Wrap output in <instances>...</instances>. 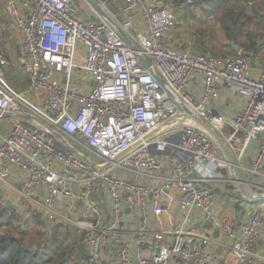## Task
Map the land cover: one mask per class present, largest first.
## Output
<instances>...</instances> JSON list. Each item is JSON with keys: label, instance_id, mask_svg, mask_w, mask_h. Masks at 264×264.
<instances>
[{"label": "built area", "instance_id": "2783aa9c", "mask_svg": "<svg viewBox=\"0 0 264 264\" xmlns=\"http://www.w3.org/2000/svg\"><path fill=\"white\" fill-rule=\"evenodd\" d=\"M135 9L146 28L140 35L131 15L113 16L118 30L89 19L77 0H6L8 28L22 35L19 71L29 87L19 91L7 79L10 62L0 45V184L43 220L73 228L90 254L86 264L264 261V204L240 231L221 224L234 261L209 251L216 241L209 234L148 225L150 210L161 215L173 193L182 209H201L213 220L212 184L233 182L230 162L205 128L162 132L182 107L209 122L239 164L256 144L244 186L264 195V61L242 48L218 56L174 47L167 38L177 15L166 0H125V12ZM199 76L202 92L195 94L188 86ZM223 87L246 99L231 119L212 104ZM93 193L107 196L106 214Z\"/></svg>", "mask_w": 264, "mask_h": 264}, {"label": "crops", "instance_id": "0c3cea01", "mask_svg": "<svg viewBox=\"0 0 264 264\" xmlns=\"http://www.w3.org/2000/svg\"><path fill=\"white\" fill-rule=\"evenodd\" d=\"M2 1H4V4L6 6V0H2ZM95 1L102 7L105 13L103 11L101 12L100 10H97L91 3L87 1L90 6L89 14H87L88 15L87 17H89V19H97V20L104 19L110 22L113 26H115L119 30V26H117L113 22V16L117 15V18L120 21H123L124 19H127L131 15L134 18L135 24L137 26L136 34L140 35L145 32L146 28L140 10L135 9L131 12V14L125 12V0H95ZM166 2L170 6H174L172 8L177 15V25L173 33L167 38V42L170 45L181 49L183 40L185 38H188L190 41L192 38V36L189 37L190 35H187V37H185L183 33L180 32L181 29L178 28L179 26L178 13L179 11L183 10V7L181 5L177 6L178 4L175 3L176 0H166ZM6 15H7V11H6ZM0 34H1L0 45L2 50L7 55L8 59L11 58V61L12 60L16 61V59H18L20 64V61L23 60L20 57V51H19L20 50L19 48L22 44L21 33L19 31L10 30L8 28V25L6 24V26L0 25ZM182 49L183 50L190 49L192 52H198V50L192 47L190 48V46L189 47L185 46ZM15 61H12L13 66H17ZM202 87H203V78L201 76L197 77L196 80L191 82L188 86L189 90L195 94H199L200 92H202ZM245 102L246 99L244 97L239 96L234 92H230L226 87H223L220 92V97L214 100L212 104L215 105V107L219 111L225 113L228 116V119H231L232 116L245 104ZM251 145L252 146H250V148L246 151L242 162L240 164L238 163L241 171V176L243 177V179L249 178V174H248L249 172L247 171L246 167L249 166L251 159L254 158L253 150L256 144L252 143ZM231 154L235 156L233 152H231ZM161 160L163 163L162 173L169 174L170 172L169 160L164 158H161ZM242 166H244L245 168ZM226 174L230 179L233 180V182H231L230 185L226 183L212 184L214 190L216 191V201L214 206L211 208L212 215L214 218L213 220L207 218L206 214L201 209L198 208H193L190 210L182 209L179 204L178 195L173 193V194H166L169 204L167 209L161 215L157 216L153 213L152 210H150L149 219H148L149 228L152 230H161V229L171 230L174 228L183 227L186 230L209 234L216 240L212 245L209 246V251L213 254L220 256L221 259L226 262L234 261V257L222 245L223 242L228 243L230 239L221 228V224L230 221L234 223L237 231H240L242 225L245 224L252 216L251 212L255 207L254 204L257 205L258 202H253L242 193L241 184L236 180V171L232 166L230 167V169L227 170ZM11 180H13V182H16L15 178H12ZM144 181L148 184L151 183L155 185L157 184V182H152L149 179H145ZM2 187H0V191L2 192V196H0V198L6 197L4 198L3 205L5 206L7 200L11 199L13 203L10 207L13 208V210L18 214L19 216L18 219L22 218L25 224H27L29 219L32 218L33 216L32 213L30 212L31 209L33 210V208H31L32 206H30L29 203H23V204L20 203L16 198H14L15 196L12 193H10L8 190ZM246 190L249 193H251V189L246 187ZM98 195H99L98 209L102 214H106L107 210L105 206V201L107 200V196H102L100 194ZM260 204H261L260 206H262L264 203H260ZM133 219H134V228H135L139 221V212H137V210L136 211L134 210ZM214 220L216 221V223L214 222ZM124 238L132 239L133 234L130 233L124 235ZM151 245H152V240L144 244L143 250L145 251V255H148ZM156 248L157 247H155V249ZM134 250L135 251L138 250L136 243H134ZM258 251L260 253H264V242L259 243ZM110 264H114V263H112V261L110 260ZM170 264H182V263L179 260L174 259L171 261ZM257 264H264V261H259Z\"/></svg>", "mask_w": 264, "mask_h": 264}, {"label": "rangeland", "instance_id": "374dc122", "mask_svg": "<svg viewBox=\"0 0 264 264\" xmlns=\"http://www.w3.org/2000/svg\"><path fill=\"white\" fill-rule=\"evenodd\" d=\"M176 0L175 3L181 5L183 7L182 11L178 13V28L181 29L180 32L183 33L185 37L187 35L192 36L191 40L189 41L188 38H185L182 43V48L185 46H192L196 50L200 51L201 53H210L218 56H226V55H233L235 54L234 47L232 45V40L227 35V31L223 27L222 23V10L210 9L209 5L202 0ZM229 2V6H239L237 1L239 2L240 6L245 8L248 6L247 3L250 0H225ZM254 4L256 3L259 7V12H253L252 8L248 7L246 9L248 18L245 19V29L243 34L239 36V41L236 45L242 48L245 51H250L255 54L258 59L264 61V48L261 45L264 42V5L260 4L259 0H253ZM79 6L83 9L84 12L89 14L90 6L86 0H77ZM106 7V6H105ZM174 7V6H172ZM226 10L228 8L224 7ZM7 24V15H6V6L4 1L0 0V25ZM252 36H255V41L260 49L258 50L256 46L251 44ZM195 37V40H194ZM181 48V49H182ZM15 61V60H12ZM11 58H9L10 66L8 68L7 79L10 81L12 86L19 91H24L28 89V83L25 80V77L19 71V60L16 59V65L13 66ZM189 112L186 111L184 107L181 108L178 117L176 118L177 121L174 123L169 124L165 128H163L162 132H167L171 130L174 126H182V125H199V127L204 128L197 120L192 119L189 117ZM228 149L231 151L232 149L229 145L225 142ZM232 152V151H231ZM251 176V175H250ZM249 176V177H250ZM259 181L264 182V179ZM264 178V177H263ZM230 185V183H228ZM0 187L1 184H0ZM3 188V187H2ZM6 189V188H4ZM8 190V189H6ZM10 193L11 191L8 190ZM253 192L251 191L250 194ZM9 195V194H8ZM4 198H0V208L3 205ZM16 198V197H14ZM99 195L93 193L91 195V201L97 207H99ZM255 207L253 208L251 215H254L258 212L259 206L261 205L258 203L257 205L254 204ZM32 218L29 219L28 223L25 224L22 218L18 219L13 224V229L11 230V234L20 235L22 230L27 232L25 234V242L27 244H32L37 242H43L45 238L49 236H55L61 240L69 241L74 236L79 235L73 228L67 225H57L56 223H50L43 220L41 217L37 215V213L31 209ZM60 226V228H58ZM57 227V228H56ZM9 229H1L2 232H9ZM69 233V234H67ZM79 241L81 242L80 236H78ZM83 243V242H82ZM38 247V245H36Z\"/></svg>", "mask_w": 264, "mask_h": 264}, {"label": "trees", "instance_id": "16d2710c", "mask_svg": "<svg viewBox=\"0 0 264 264\" xmlns=\"http://www.w3.org/2000/svg\"><path fill=\"white\" fill-rule=\"evenodd\" d=\"M206 2L210 9L222 10V23L227 31L229 38L238 43L239 36L243 34L245 29V19L248 18L246 9L252 8L253 12L258 11L259 7L250 0L245 8L233 6L228 8L229 2L225 0H202ZM264 5V0H259ZM224 7L228 8L226 10ZM264 18V15H263ZM251 44L257 46L255 36H252ZM264 48V42L261 45ZM258 49V50H259ZM235 51V50H234ZM199 52V51H198ZM8 72V71H7ZM18 214L13 208L4 209V205L0 208V264H86V256L84 255L85 246L79 241V235L74 236L71 240H61L55 236H49L43 242L27 244L25 242V230L20 235L11 234L13 224L18 220ZM9 229V232H2L1 229ZM57 228V227H56ZM60 228V226L58 227ZM69 234V233H67ZM81 239V238H80ZM74 240L77 243L74 245ZM34 244L38 245L35 249Z\"/></svg>", "mask_w": 264, "mask_h": 264}, {"label": "water", "instance_id": "95a60500", "mask_svg": "<svg viewBox=\"0 0 264 264\" xmlns=\"http://www.w3.org/2000/svg\"><path fill=\"white\" fill-rule=\"evenodd\" d=\"M89 3H91L97 10H100L101 12L103 11L102 7L95 1V0H87ZM104 12V11H103ZM105 13V12H104ZM122 32V30H121ZM123 33V32H122ZM125 36V35H124ZM128 40V39H127ZM232 45L234 47L235 52H238L240 47H238L236 45V43L233 41ZM144 59V58H143ZM145 60V59H144ZM146 61V60H145ZM28 118V116H23ZM190 117L197 120L204 128L205 130H207L210 135L212 137H214L216 139V141L218 142V144L220 145V148L222 149L225 157L228 159V161L230 162L231 166L235 169L236 171V180L241 184V191L242 193L250 200H252L253 202H258V203H264V195H253L250 194L247 190L246 187L244 186V179L241 176V171L238 165V161L236 159V157L234 155L231 154V152L229 151L228 147L225 144V140L224 138L214 129V127L207 122L206 120H204L203 118H201L200 116L196 115V114H190ZM42 123V122H41ZM43 124V123H42ZM156 136V132H153L150 135L151 137H155ZM73 148V147H72ZM74 149V148H73ZM132 150V148L130 150H128L127 152H125L122 156H125L126 154H128L130 151ZM0 196H2V192L0 191ZM12 200L8 199L6 202V205L4 206V209H9L10 206L12 205ZM77 243L76 240H74V245ZM35 249H37L38 247L36 245H34ZM84 255L86 257H89V252L87 250L84 251Z\"/></svg>", "mask_w": 264, "mask_h": 264}]
</instances>
